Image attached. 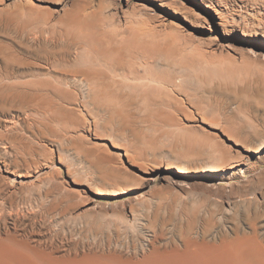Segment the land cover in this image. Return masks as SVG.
<instances>
[{
  "label": "rangeland",
  "instance_id": "1",
  "mask_svg": "<svg viewBox=\"0 0 264 264\" xmlns=\"http://www.w3.org/2000/svg\"><path fill=\"white\" fill-rule=\"evenodd\" d=\"M182 1L199 16L185 20L156 0H0V74L12 69L22 73L20 81L46 77L54 83L69 62L114 69L106 50L123 44L125 55L122 77L114 76L124 98L106 102L124 106L121 120L109 123L81 89L56 98L66 115L48 109L55 103L0 106V123H16L9 132L0 128V242L54 257L135 259L187 240L216 243L236 228L264 236V149L257 152L264 139V64L241 59L253 46L252 60L264 63V39L257 43L239 32L264 23V0H210L232 25L227 36L200 1ZM140 20L175 31L177 51L161 42L153 53L132 44ZM225 118L252 126L253 139L210 126ZM176 122L197 125V131H180ZM80 138L88 147L102 142L104 151L118 156L124 175L112 184L88 175L76 148ZM249 160L252 171L245 167Z\"/></svg>",
  "mask_w": 264,
  "mask_h": 264
},
{
  "label": "bare ground",
  "instance_id": "2",
  "mask_svg": "<svg viewBox=\"0 0 264 264\" xmlns=\"http://www.w3.org/2000/svg\"><path fill=\"white\" fill-rule=\"evenodd\" d=\"M156 1L159 2L160 6L167 8L175 15L177 16L179 15L183 17L185 20L187 18H197L199 16L193 6L188 5L182 0H156ZM192 1L193 2L200 1L203 4V8H205L207 12L209 10V13L210 11L213 13V20L215 21L216 25L220 28L221 33L224 36H227L230 34V32H232L231 30L232 25L230 24V21H228V19L224 16L225 14L222 12V10L217 6H215L210 0H192ZM261 20L260 21L258 20L257 27L256 26L241 27L239 29L240 34L244 37H252V38L255 37L257 38L255 39L257 40V43L261 42L259 38L264 39V29L260 27V25L264 26V23ZM207 22L211 23L210 20H207ZM135 26L136 27L134 29L135 30L134 36H132V40L130 41L132 42V44L139 46L141 48L145 47V49L153 53L159 50V43L161 42L165 45L163 49H166L168 51L170 50L171 52L172 47L174 46V49L177 51L178 40L180 39L173 35L176 34V32L175 31H174L175 33L172 32V29H170L169 32L161 31L156 26L152 25L151 21L149 20L148 21L140 20L138 23L135 24ZM122 45L123 44L116 47L108 48L106 50L108 55L109 54L113 55L114 58L112 59V64H114L116 69L115 68L106 69L105 67H102L101 64H100L101 67L96 66L91 61L82 64L74 63L71 65H69L70 63L69 62L68 64L65 65H68L70 67H68L67 69H63L60 74L61 79L59 78L60 80L58 81L55 80L56 82L54 83H50L46 77L43 78L45 80L41 78L40 79L34 78L35 79V80L33 79L34 81H23V80L20 81V78H23L22 73L18 74L12 69L11 70L7 69L6 71H4V73L2 72L0 74V106H4V105L6 106L7 103H15L19 101V102H26L29 104H35L39 108L38 106L39 104L41 106L42 105L44 106L45 104L46 105L50 104L51 106L55 103L53 106H51L52 109L51 108L48 109L52 110V112L54 111V113H58L60 115H66L70 113L69 110L65 108H61L59 107V105L55 106L57 104L56 98L57 99L59 98V100L61 98L68 99L69 96L75 95L76 91L77 92L80 91L78 89H81L84 93V98L90 101L94 105L96 112L102 115L104 118H106L109 123H111L114 120H121L125 116L124 115L125 110L123 109L124 106L121 108L109 107L106 105V102L110 100H116L118 102H121L120 100L124 98L123 93L119 92L115 88L117 82L114 80V76L119 77L122 75L120 72L125 62V55H123L124 45L123 46ZM244 52H245L244 54L246 55L241 58L242 63L252 64L257 67L258 66L260 67V65L264 64L262 60L259 61L254 59L252 60L251 56L257 55V53L254 51L253 46H247ZM196 54H199L198 55L199 58L203 60L205 64L206 62L208 63V60L206 59L208 57L205 58L206 55L204 54L200 55V52L199 53L197 52ZM144 64H147L146 57ZM211 64L212 62L209 65ZM58 76L56 78H58ZM52 79L54 78L52 77ZM150 84L151 83H149V85ZM177 98L179 99V97ZM35 105L33 107H35ZM45 109H47V107H45ZM188 110L189 108L188 109L184 108V113L191 114L192 113L191 110L190 111ZM195 112L199 114L200 111L195 110ZM188 119L192 120L195 123L197 122L196 119H194L192 116L188 117ZM199 119L201 122L205 121L204 119H202L201 115ZM209 123L210 126L219 128L222 131V133L227 134L229 136L230 135L241 136V137L243 136L244 140L247 142L250 141V139H253L252 134H250L249 132L252 129V126L249 125L237 126L233 124V122H231L228 118H225L223 122L213 121ZM15 124L11 120H5L3 121V124L0 123V128H3L7 132H9L12 130V128L15 127ZM41 124H43V122H41ZM195 126L197 125L187 126L186 124L183 125L181 122H176V128L180 131L186 130L187 132H195L196 130ZM40 127L42 128V126ZM43 127L45 128V126ZM205 134L206 133L203 134L204 136H207L205 138H209L210 136L211 138L213 137L212 135H207V134L205 135ZM262 136L263 134H259L256 136V138ZM83 139L84 138H80L79 140L80 142L78 141L79 143H77L76 148L79 152L82 153L84 161L87 164L88 175H90L92 178L96 180H99L100 183L103 184H112L113 182H115L116 179L121 178L124 175V166L121 164L123 166V170L120 169L119 163H121V161L119 160L117 155L110 154L104 151L106 148L104 149V144L102 142L95 143L92 146L88 147ZM35 140L39 141L38 137ZM36 143L41 144V142H36ZM258 147L259 148L257 149V152L260 153L262 149H264V139L259 143ZM193 150L194 149H192V151ZM50 153L51 152H49V154ZM122 154L127 158L128 162L130 163L135 162L136 157L130 154L128 151L125 150L124 153ZM238 164L236 163L234 166H239ZM234 166L231 167L234 168ZM245 167L250 171L254 170L255 168L254 164L250 162V160L247 161ZM104 194H108V193L104 192ZM0 264H264V236L258 235L255 229L246 232L244 231V229L236 228L232 230L229 236L222 235V237H220L219 241L216 243H208L204 241L193 242L187 240L183 243L182 247L180 248L175 246H172V248L165 250L153 248L150 251L148 250L146 252H142L135 259L123 258L116 255H100L96 253H83L79 256L77 255L73 257L72 256L54 257L53 255L48 254L38 248L28 247L21 243L8 244L4 241H1Z\"/></svg>",
  "mask_w": 264,
  "mask_h": 264
}]
</instances>
